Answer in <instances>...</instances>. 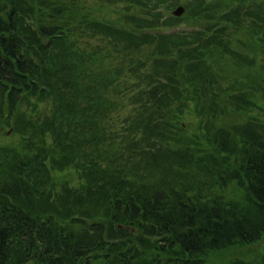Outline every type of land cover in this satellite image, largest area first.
I'll use <instances>...</instances> for the list:
<instances>
[{
	"label": "trees",
	"instance_id": "trees-1",
	"mask_svg": "<svg viewBox=\"0 0 264 264\" xmlns=\"http://www.w3.org/2000/svg\"><path fill=\"white\" fill-rule=\"evenodd\" d=\"M140 1L146 14L110 23L91 19L87 0H0V123L28 136L22 149L0 148V264H207L212 252L263 238L264 126L217 130L211 121L221 110L204 93L216 85L206 65L225 49L221 36L209 25L174 30L180 18L156 12L167 0ZM228 5L239 28L256 40L260 30L264 43V0ZM91 30L111 50H81ZM153 44L156 53H134ZM116 54L130 64L115 69ZM124 75L140 82L135 96L151 124L123 126L120 138L107 116L121 106L107 92L125 90ZM59 94L37 118L21 114ZM241 101L264 112L253 98ZM193 108L200 134L182 137L176 122ZM165 151L215 179L168 176ZM213 182L241 195L218 194Z\"/></svg>",
	"mask_w": 264,
	"mask_h": 264
},
{
	"label": "rangeland",
	"instance_id": "rangeland-1",
	"mask_svg": "<svg viewBox=\"0 0 264 264\" xmlns=\"http://www.w3.org/2000/svg\"><path fill=\"white\" fill-rule=\"evenodd\" d=\"M143 1L149 4V0ZM245 1L248 4H253V2L261 0ZM137 2L141 1L114 0L113 2H104L103 0H87L86 11L92 15L91 19L100 21L109 20L110 23H112L119 18L125 19L127 18L126 16L130 14H146L147 10L142 8L143 6L137 4ZM155 2H158V0H150L151 4ZM197 2L201 4L194 9L196 13L193 12L195 14H192L190 5L194 6ZM228 2L229 0H167L166 3L157 6L156 12L163 15L159 20L165 21V18L169 17L170 13L173 15L174 11L183 7L184 12L178 17L180 20L176 23L173 28L174 30L193 33L195 30H201L209 25V28L212 29L209 34L217 32L218 35L221 36L220 39H217V42L222 45L221 48L225 49H223V52H221L219 48L214 49L206 65L208 74L213 77L216 85L212 87L211 90L206 89L207 92L204 91V93L211 95L212 98L217 101V106L214 109L221 110L218 111V115L212 119L211 124L215 126L217 130H222V132L227 131L235 133V128L237 127L240 129V127L247 128V126H264V112H259V108L254 106H243L245 102L241 101L245 97L253 98L255 103L261 105L264 110V82L262 79L264 77V72L262 70V66L264 65V43L259 40L258 34H260V30H258L256 40L252 38L244 28H239V12H236V9L229 6ZM169 5H174L176 7L171 11L170 9L168 10V8H170ZM151 12L154 13L155 11L151 8ZM232 18H234V23L230 20ZM207 19L210 21H207ZM251 20V18L247 20L244 19L243 26L245 27L247 24H252ZM117 26L123 27L125 24L121 21ZM163 29L166 31L167 28L163 27ZM81 30L82 29L77 30L76 35ZM154 32L156 33V31ZM91 33H93L92 30L89 33H85L80 38L81 50H86V52L89 53L97 52L100 49L104 53L109 51V49L111 50L108 41L104 39V37L95 34L92 35ZM260 36L264 38V33ZM152 52H157L156 44L146 45L134 53H141V55L145 56ZM99 54H102L101 51ZM115 56V69H120L130 64V62H128L129 57H124L126 55L116 54ZM130 57L135 58L134 55H130ZM215 79H217L218 82H216ZM118 83L125 90L122 88H117L115 90L114 87H110L107 94L110 97L115 95L118 99L113 98V100L121 107L110 112V115L107 116V120L110 125L120 130L118 133H114V135L123 138V126H127L126 128H129V125L147 126L151 124V112L147 110L146 112H148V114L145 113L142 104L137 102L135 88L140 82L131 76L124 75L119 79ZM118 93L121 95H118ZM59 96L60 94L54 98L45 96L39 104L40 110H35V113H32L33 110H22L21 114L27 111V117L37 118L38 111L44 113L43 111L46 112L51 110V105L54 103L53 99L56 101ZM238 96L241 98H238ZM34 104L33 102L31 106ZM29 106L30 105H26L25 108ZM194 110V108L188 109L187 115L176 122L182 123V126H185V131L180 133L183 135L182 137L190 138L198 132L200 134V123L203 121V117L200 118L198 114H195ZM132 121H134V123ZM27 137L28 136L18 133L13 128L0 123V148H21L22 141ZM177 145L181 146L180 144ZM177 145L174 143L171 144L172 147H178ZM156 149L158 150L157 147ZM165 152H167V155L163 159L165 162L160 160V164L161 166H168V170L166 171L168 176L171 175L176 177L178 175L185 183H197L199 179L200 181L206 180L212 182L210 178L213 180L215 179L211 174H199L195 170L184 169L182 163L174 157L171 152ZM132 161H134L133 163L138 162L136 158H133ZM68 173L72 175L71 171H68ZM60 177H62V174ZM161 177V173L158 172L152 178L154 181H159ZM73 178L77 179L78 177L73 175ZM214 184L215 190L218 189L217 193L225 194V196H230L233 193L238 195L239 193L238 190H235L233 185H228L223 193L219 190L220 183ZM239 195H241V192ZM207 264H264V236L256 243L239 244L226 250L212 252L208 257Z\"/></svg>",
	"mask_w": 264,
	"mask_h": 264
},
{
	"label": "water",
	"instance_id": "water-1",
	"mask_svg": "<svg viewBox=\"0 0 264 264\" xmlns=\"http://www.w3.org/2000/svg\"><path fill=\"white\" fill-rule=\"evenodd\" d=\"M183 12H184V9H183V8H178V9L174 12V14L177 15V16H181V15L183 14Z\"/></svg>",
	"mask_w": 264,
	"mask_h": 264
}]
</instances>
